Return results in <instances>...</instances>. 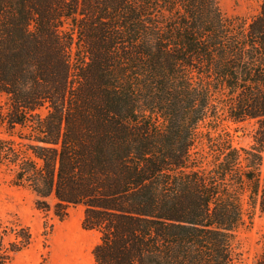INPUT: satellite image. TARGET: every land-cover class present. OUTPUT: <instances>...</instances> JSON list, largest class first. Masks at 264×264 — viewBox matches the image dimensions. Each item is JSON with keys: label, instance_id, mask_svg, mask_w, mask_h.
<instances>
[{"label": "trees", "instance_id": "obj_1", "mask_svg": "<svg viewBox=\"0 0 264 264\" xmlns=\"http://www.w3.org/2000/svg\"><path fill=\"white\" fill-rule=\"evenodd\" d=\"M225 119L257 120L254 142ZM0 132L38 207L84 206L97 264H238L245 202L264 211V0L250 18L220 0H0ZM32 242L0 214V264Z\"/></svg>", "mask_w": 264, "mask_h": 264}, {"label": "rangeland", "instance_id": "obj_2", "mask_svg": "<svg viewBox=\"0 0 264 264\" xmlns=\"http://www.w3.org/2000/svg\"><path fill=\"white\" fill-rule=\"evenodd\" d=\"M260 4L261 0H220L226 17L250 18L259 12ZM42 112L46 113L47 108ZM218 128L228 129L236 146L248 147L254 142L258 122L225 119ZM262 176L264 180V163ZM36 200V193L12 184L10 176L0 166V214L6 219L17 215L33 232V242L22 252L19 263L97 264L93 252L97 236L83 225L84 206H71L68 216L60 218L54 210L55 197L48 198L50 209L38 207ZM234 233L237 250L242 254L238 264H254L264 243V211L259 204L245 202L244 221Z\"/></svg>", "mask_w": 264, "mask_h": 264}]
</instances>
